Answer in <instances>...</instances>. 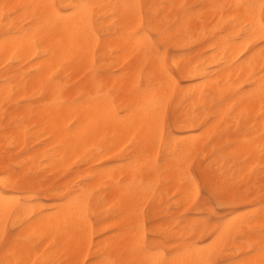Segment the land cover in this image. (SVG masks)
Returning a JSON list of instances; mask_svg holds the SVG:
<instances>
[{"label":"bare ground","instance_id":"bare-ground-1","mask_svg":"<svg viewBox=\"0 0 264 264\" xmlns=\"http://www.w3.org/2000/svg\"><path fill=\"white\" fill-rule=\"evenodd\" d=\"M196 4L199 12L191 10ZM262 5L0 0V197L20 206L16 215L0 212V227L11 232L28 221L17 232L27 240H0V264H139L157 253L177 258L186 241L199 248L216 241V257L245 254L236 236L248 227L236 215L207 225L170 218L168 205L194 199L198 156L204 186L234 211L258 200L247 194L264 186V179L254 183L264 167V104L240 101L259 85L264 44L248 37L264 24ZM153 34L164 42L166 72L146 55ZM170 45L179 53L172 66ZM84 190L83 217L65 213ZM147 218L158 222L155 235L176 242L175 255L160 240L149 242ZM257 224L264 225L262 214ZM249 241L253 255L231 264L259 257L262 236Z\"/></svg>","mask_w":264,"mask_h":264},{"label":"rangeland","instance_id":"rangeland-1","mask_svg":"<svg viewBox=\"0 0 264 264\" xmlns=\"http://www.w3.org/2000/svg\"><path fill=\"white\" fill-rule=\"evenodd\" d=\"M199 6L200 5L196 4L194 7L191 8V10L195 11V12H199L202 9V7L201 6L199 7ZM196 8H197V10H196ZM155 36L156 35L153 34L152 38L155 37ZM171 48H172V50H170ZM178 54L179 53L177 52L176 48L174 46L170 45L169 46V50H168V64L170 66H172V60ZM116 71H114L113 73L114 74H118V71H117V73H116ZM247 88L248 87L246 86V89ZM170 111H171V107L169 108L168 121H167L168 130H172V126H171V122H170ZM201 132H202V130H197V132H195V134L196 133L200 134ZM199 160H200V157L199 156L196 157L194 162H193V166H192V172H193V174L195 175L197 181L200 184L199 188L197 190V194L195 195V197L192 200V202L189 203V205L187 204L184 207L181 206V207L177 208L172 203H170L168 205V208H169V211L173 215L170 218L173 217L172 219L176 218V219L179 220V219L183 218L182 216H187V217L194 218V219H197V220H202L207 225H210V224L211 225H218V224L221 223V220H222V222H224V221L228 220V218L229 219L233 218L232 216L235 217V215H236V217L241 220L242 225L248 227L246 233L243 234L242 231H241V232H239L237 234L236 242H238V244H240V245L248 247V251L245 254H240V252H239V254H237L236 257H233L231 259H226V258H223L225 253L227 252V250H226V251H224L223 253L219 254L216 257L217 260L224 262V264H231V262H233V261H234L233 263H235L236 260L240 261V260L243 259V257L250 256L249 253L252 252V249H253L252 247L255 244L250 242L249 238L252 237L253 235L262 236L261 235V230L264 228V225L257 224V221L259 220V217H260L261 214L264 216V199H262V196H261V195H264V186H263V184L259 185V186H255L253 191H251L249 194H247V197L249 198V200H254V199H257V197H258V200H256V202L254 204H244V205L242 204V205H239L234 211V209L230 208V206L228 204H226L224 198H219V196L213 194L211 192V190L208 189L207 186L206 187L204 186V184L202 182V178H201L199 172L197 171V165H198ZM263 169H264L263 166H261L260 168H256V171L258 173L261 172V171H262V173H260L258 175V178L255 180L254 183L258 182V180L261 181V180L264 179V172H263L264 170ZM262 186H263V189H262ZM244 190H245V188H244ZM203 195H205V196H203ZM38 196L42 197L41 194H38ZM197 205H200V207H197ZM200 210H201V212H200ZM148 211H149V207L146 210V215H148ZM238 212H239V214H238ZM213 214L216 215V216H214ZM156 223H158V222L157 221H152L149 218H147V221H146V237L148 236L147 239L150 238V240L148 239L149 242H152V241L154 242V241H159L160 240L162 242L161 250L164 251L169 257L175 255V252H174L175 251V248H174L175 246H174V244H176V242L173 239H171V241L169 240L167 242L165 239H161L159 236L155 235V233L153 232V228L156 225ZM251 225H253V226H251ZM153 237L155 239L151 240V238H153ZM193 241L196 242L198 245H205V244H208V242H210V240L202 241L201 238H193ZM164 242H165V244H164ZM173 249H174V251H173ZM228 251H231V248H229ZM234 251H236V250H234ZM241 257H242V259H241Z\"/></svg>","mask_w":264,"mask_h":264},{"label":"snow or ice","instance_id":"snow-or-ice-1","mask_svg":"<svg viewBox=\"0 0 264 264\" xmlns=\"http://www.w3.org/2000/svg\"><path fill=\"white\" fill-rule=\"evenodd\" d=\"M37 7H41L37 5ZM115 7H121L114 5ZM122 7H130L129 5H123ZM239 7H246L244 5H237ZM264 7V5H262ZM150 23V21H149ZM147 27V25H146ZM137 36L140 35L139 32L135 33ZM258 38L261 40L262 44H264V24L261 25V30L259 33H252L249 39ZM247 37V31L242 34V38ZM146 55H153L156 58L160 68L162 71H168V66L165 59V49H164V42L161 41L160 34H157L155 37L152 38V44L147 48ZM260 59L264 61V48L260 50ZM244 92V89L240 90ZM259 97L262 104H264V63L261 64L260 68V76H259V85L258 88L253 86L251 90H249L244 97L241 98V103H244L247 100L255 99ZM159 129H157V132ZM264 151V148H262ZM102 154V153H101ZM21 180H27L28 177H22ZM194 182V181H193ZM262 199H264V195H262ZM15 202V206H14ZM87 204V191L84 190L78 193L72 200H69L66 208L64 209L65 213L73 214L79 213L81 217H83L85 208ZM200 207V205H197ZM0 212L3 215H16L20 212L19 201L15 197H10L8 195H4L0 197ZM34 218V217H33ZM28 221H24L23 223L13 227L12 231L9 232L7 229V224H4L3 227H0V240H3L4 243H21L27 240V237L22 235H17V232L24 228L25 224ZM215 235V233H213ZM262 241L261 246L259 248V257L248 260L245 264H264V229L261 230ZM217 242L213 241L211 244H208L202 248L197 247L194 243L185 242L184 250L180 254L179 257L173 259L161 258L160 255L157 253L153 257L140 261L139 264H224V262L217 260L216 257V250H217ZM146 251H155L154 249H146ZM256 250L253 249L249 255H253ZM48 264H53V262H48ZM61 264H78L77 261H64ZM91 264V262H89Z\"/></svg>","mask_w":264,"mask_h":264}]
</instances>
